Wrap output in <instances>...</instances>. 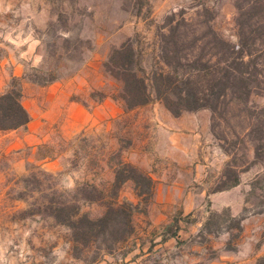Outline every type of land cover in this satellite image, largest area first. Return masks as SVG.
<instances>
[{"label": "rangeland", "instance_id": "374dc122", "mask_svg": "<svg viewBox=\"0 0 264 264\" xmlns=\"http://www.w3.org/2000/svg\"><path fill=\"white\" fill-rule=\"evenodd\" d=\"M180 12L192 20L207 16L217 34L237 41L235 0H0V94L21 92L31 116L21 132L36 134L41 122L48 124L46 141L0 155V264H90L73 258L68 229L30 213L49 194L86 183L108 193L120 162L155 181L147 214L135 217L137 232L129 244L137 246L127 260L140 255V244L144 252L136 264H256L264 256V198L251 188L256 178L264 181V163L242 173L239 186L216 192L230 157L212 132L211 111L182 114L195 118L192 132L175 126L159 101L128 110L119 98L122 84L105 69L112 50L135 39L150 72L158 28ZM45 81L50 83L41 85ZM52 97L59 103L52 104ZM67 101L90 111L108 103L113 116L68 133L60 111ZM251 105L264 108V94L253 95ZM245 155L253 161L251 146ZM119 200L138 202L132 182L124 184ZM82 211L97 218L105 208L84 204ZM230 217L244 218L240 233ZM176 218L179 239L158 243L147 255L150 242H161ZM104 258L121 264L122 253Z\"/></svg>", "mask_w": 264, "mask_h": 264}, {"label": "trees", "instance_id": "16d2710c", "mask_svg": "<svg viewBox=\"0 0 264 264\" xmlns=\"http://www.w3.org/2000/svg\"><path fill=\"white\" fill-rule=\"evenodd\" d=\"M235 4L236 42L217 34L205 15V20H192L184 12L172 13L158 28V51L150 72L142 66V53L135 39L114 48L104 65L122 84L119 98L128 110L156 100L174 117L202 109L211 111L212 132L230 157L216 192L239 186L242 173L264 163V108L251 105L253 95L264 94V0H235ZM30 121L20 91L11 89L0 94V132L25 128ZM248 145L254 151L253 161L246 160ZM127 182L134 185L136 204L119 200ZM251 188L252 193L259 190L264 198V181L260 177L251 183ZM154 196V179L135 165L120 162L108 193L87 183L72 192H54L30 215H43L68 229L74 259L97 264L105 261V256L121 252L124 264L137 246V241L133 246L129 244L137 232L135 217L147 214ZM94 203H103L105 208L97 218L82 211V205ZM230 218L240 233L244 218ZM180 230L181 220L176 218L166 227L161 242H150L146 254L151 256L158 243L179 239ZM139 250L143 254V244ZM85 253L92 254L91 260L85 258ZM140 255L136 254L132 261ZM256 264H264V256Z\"/></svg>", "mask_w": 264, "mask_h": 264}, {"label": "crops", "instance_id": "0c3cea01", "mask_svg": "<svg viewBox=\"0 0 264 264\" xmlns=\"http://www.w3.org/2000/svg\"><path fill=\"white\" fill-rule=\"evenodd\" d=\"M62 93L63 95L66 94L67 97H70L72 95V92L62 91ZM50 102L52 104L59 103L58 98L56 100L55 97L50 98ZM64 104V109H61L60 111L61 114L65 115L68 133H74L83 129L86 126L94 125L98 121L107 120L113 116L112 111L108 110V103L100 106L99 108L94 109L93 111L88 110L82 104L74 101H67ZM173 121L175 126H178L183 130L195 132L198 128L196 126V120L193 117L181 115L180 117H175ZM30 124L31 122L28 124V126H30ZM40 127L41 131H38L36 134L31 131L23 133L21 132V129L23 128L13 131L0 132V155L18 154L16 152L24 150L27 147H32L36 143L46 141L47 137L45 136V134L48 130L44 131V127H48L47 122H41ZM169 147L174 148L175 146L169 145ZM179 147L181 148L182 146L180 145ZM17 165L19 167L21 166V163ZM168 165H171V163H168ZM100 264L108 263L102 262ZM124 264H136V261L126 259Z\"/></svg>", "mask_w": 264, "mask_h": 264}]
</instances>
